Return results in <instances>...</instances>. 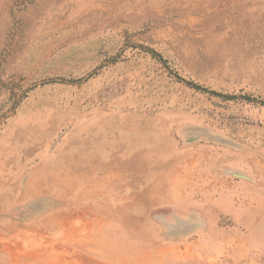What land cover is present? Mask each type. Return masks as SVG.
I'll return each instance as SVG.
<instances>
[{
  "label": "rangeland",
  "instance_id": "1",
  "mask_svg": "<svg viewBox=\"0 0 264 264\" xmlns=\"http://www.w3.org/2000/svg\"><path fill=\"white\" fill-rule=\"evenodd\" d=\"M220 94L264 101V0H0V264H264V104Z\"/></svg>",
  "mask_w": 264,
  "mask_h": 264
},
{
  "label": "trees",
  "instance_id": "2",
  "mask_svg": "<svg viewBox=\"0 0 264 264\" xmlns=\"http://www.w3.org/2000/svg\"><path fill=\"white\" fill-rule=\"evenodd\" d=\"M145 48H147V47H145ZM145 50H147V52H149V53L151 54V56H153V57H155L156 59H158V60H160L161 62H163L161 55L158 54L156 51H154L153 49H150V48H147V49H145ZM174 76L177 77V73L174 72ZM184 82H185L186 84L192 86V87L197 88V89H201V90H203V91L206 90L204 87H201L200 85L194 83L193 81H190V80H184ZM213 93H214V92H213ZM216 94H219V93H216ZM220 95H221V97H222L223 99H234V98H239V99H243V100H245V101L252 102V103H258V102H260V103L264 104V101H262V100H260V99H256V98H254V97H252V96H250V95H246V94H242V95H240L239 97H237L236 95H222V94H220Z\"/></svg>",
  "mask_w": 264,
  "mask_h": 264
}]
</instances>
